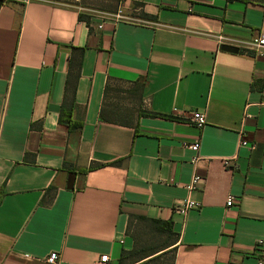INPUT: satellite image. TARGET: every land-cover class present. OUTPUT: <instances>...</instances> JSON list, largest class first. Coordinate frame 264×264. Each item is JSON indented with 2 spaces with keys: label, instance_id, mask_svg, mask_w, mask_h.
<instances>
[{
  "label": "crops",
  "instance_id": "1",
  "mask_svg": "<svg viewBox=\"0 0 264 264\" xmlns=\"http://www.w3.org/2000/svg\"><path fill=\"white\" fill-rule=\"evenodd\" d=\"M263 32L264 0H3L0 264H119L150 219L173 264H259L264 57L245 46Z\"/></svg>",
  "mask_w": 264,
  "mask_h": 264
},
{
  "label": "trees",
  "instance_id": "2",
  "mask_svg": "<svg viewBox=\"0 0 264 264\" xmlns=\"http://www.w3.org/2000/svg\"><path fill=\"white\" fill-rule=\"evenodd\" d=\"M118 0H114V3H116ZM118 6V5H117ZM117 8V7H116ZM79 18L83 19L84 16L80 15ZM88 24V21H86ZM74 104V101H72V105ZM141 111H138V116L141 115ZM145 114V113H143ZM149 114V113H147ZM149 115H155V114H149ZM100 119L112 122L115 121L114 119L107 118L103 113L102 110L100 112ZM165 117H171L168 115H164ZM59 120L61 123H65L69 126V129H76L81 127V123H75L73 120H71V113L65 114L63 111L60 114ZM122 121V120H120ZM122 123H126L125 121H122ZM118 161L112 162L111 164L117 163ZM101 164L92 165L89 167V169H92L94 167H98ZM145 220L146 218H140ZM151 227L154 231L159 233L166 234L167 240L160 244L159 246H153V247H147V246H137L136 241L134 242V245L129 250L121 249L119 256H118V262L119 264H149L155 259H159L164 254L171 253V263L173 264L174 259V248L171 247L173 245V240L177 237V234L174 233L171 229V225L169 222H163L158 220H151ZM133 259L129 263H125V260L127 259Z\"/></svg>",
  "mask_w": 264,
  "mask_h": 264
},
{
  "label": "built area",
  "instance_id": "3",
  "mask_svg": "<svg viewBox=\"0 0 264 264\" xmlns=\"http://www.w3.org/2000/svg\"><path fill=\"white\" fill-rule=\"evenodd\" d=\"M120 14H121L120 10H117V12L115 13L116 16H119ZM245 48L251 51L255 56L264 57V32L259 33L256 36H254L247 43ZM262 103L264 104V98L262 100ZM192 119L197 127H201L205 124L204 113L195 111L192 113ZM188 147L192 151L196 152L199 148V142L197 141V142L190 143L188 144ZM224 164L225 166L226 165L228 166L229 160H224ZM199 180L200 178L198 176H193L192 181L189 185V188H194ZM232 201H233V196L229 195L226 201V205L230 206L232 204ZM199 205L200 204L198 202L190 198H184L179 203L176 204L175 210L181 214H186L187 211L197 208L199 207ZM261 243L262 241L258 240L257 244H261ZM57 259H58V255L56 252H52L46 257V261L50 264H55L57 262ZM107 260H108V256L106 254L100 257V262H107ZM263 263H264V257L259 261V264H263Z\"/></svg>",
  "mask_w": 264,
  "mask_h": 264
},
{
  "label": "rangeland",
  "instance_id": "4",
  "mask_svg": "<svg viewBox=\"0 0 264 264\" xmlns=\"http://www.w3.org/2000/svg\"><path fill=\"white\" fill-rule=\"evenodd\" d=\"M64 2L76 4L79 6H86L92 8H99V7H110L114 4V0H62ZM134 14V13H133ZM130 12V16H131ZM167 240L166 234L156 232L152 229L149 223H140L137 225L135 230V241L137 246H159L163 242ZM133 259L125 260V263L131 262ZM171 263V253L164 254L159 259H155L149 264H170Z\"/></svg>",
  "mask_w": 264,
  "mask_h": 264
},
{
  "label": "water",
  "instance_id": "5",
  "mask_svg": "<svg viewBox=\"0 0 264 264\" xmlns=\"http://www.w3.org/2000/svg\"><path fill=\"white\" fill-rule=\"evenodd\" d=\"M3 0H0V5L2 4ZM221 49L222 50H225V51H228V52H237L238 51V47L236 46H233V45H229V44H222L221 45ZM73 180L70 179L68 181V184H67V187L68 188H72L73 187Z\"/></svg>",
  "mask_w": 264,
  "mask_h": 264
}]
</instances>
